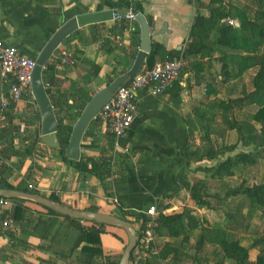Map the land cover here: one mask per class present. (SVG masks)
<instances>
[{
    "label": "crops",
    "instance_id": "crops-1",
    "mask_svg": "<svg viewBox=\"0 0 264 264\" xmlns=\"http://www.w3.org/2000/svg\"><path fill=\"white\" fill-rule=\"evenodd\" d=\"M121 1L129 0H0V39L36 60L45 44L67 21L79 15L109 10L124 14L128 8L119 10L113 4ZM139 2L143 10L141 14L147 22L148 18L153 22L149 26L152 50L161 46L167 52H183L199 12L195 2ZM208 3L209 0H202L205 8L200 10L206 17L210 16ZM225 4L241 9H257L247 0H226ZM233 24L240 27L239 20H234ZM132 27L136 30L132 31ZM140 45L141 29L134 22L112 20L81 28L74 33L49 62L54 67L52 75L56 78L49 94L55 114L67 112L68 115H76V107L84 99V95L77 90L95 95L106 88L128 67H133ZM63 52L74 56V68L62 67L57 63L56 58ZM181 58L184 59L183 56ZM159 61H162L161 57L157 58L156 63ZM186 63L179 81L165 95L153 97L148 91L138 95L136 120L127 135L119 141L118 150H115L114 138L106 126L97 119L92 121L80 147V160L88 163L87 172L78 171L64 162L59 149L38 142L41 116L33 98L26 97L8 112H0V183L18 189L27 188L46 198L54 195L61 205L73 210L117 217L125 214L137 231L141 225L140 215L151 206H156L158 213L162 211L164 215L181 214L185 209H190L203 227H208L206 220L214 212L198 208L194 201L187 208L184 200L174 195L172 190L175 179L191 182L192 174L189 171L197 166L204 167V163H217L229 157L224 147L237 144L238 138L235 143L225 146L221 141L220 146L212 136L215 149L221 150L217 161L199 162L190 152L206 143L203 139L205 132L201 130L197 118L198 110L215 100L227 101L233 97L230 96L229 82H225V62L220 53L212 58ZM94 65L100 67L97 76L94 75ZM257 71V68H252L243 79L237 80L241 85V95L245 88L248 92L253 90L249 89V82H252ZM1 92L8 93V90L4 91L1 86ZM255 107L249 106L243 110ZM125 149L128 153L124 152ZM93 163L97 167L94 173L91 172ZM26 205L32 210L36 209L31 203ZM32 213V217L36 218L37 213ZM18 229L11 237V232L3 229L0 217V264H39L40 260L50 259V255L43 250L48 247V242L27 237L21 227ZM119 231L123 232L107 227L106 235L101 236L106 256L119 254L123 250ZM198 232L200 230L195 232L190 246L184 251L183 264H197L192 257L196 252L194 244ZM111 235H117L119 240L110 239ZM154 239L156 246L181 242V239L157 236ZM74 256L59 257L58 264H75Z\"/></svg>",
    "mask_w": 264,
    "mask_h": 264
},
{
    "label": "trees",
    "instance_id": "trees-1",
    "mask_svg": "<svg viewBox=\"0 0 264 264\" xmlns=\"http://www.w3.org/2000/svg\"><path fill=\"white\" fill-rule=\"evenodd\" d=\"M134 3H136L135 6H133ZM252 3L255 4L257 9H239L232 4H225V0H209L207 8L210 16L206 17L200 12L201 9L205 8L202 0H195V6L199 12L191 28L185 50L183 52H167L163 47L158 46L151 51L144 64L148 68H153L158 57H161L162 61H164L166 59H179L183 56L186 61L190 62L191 60L199 61L200 59L212 58L215 54L220 53L222 60L225 62V82L243 79L250 69H258L256 76L252 80V91L248 92L244 89L241 97L237 99L215 100L206 108L198 110L197 118L201 124V130L205 132L203 139L206 143L205 146L199 147L195 151L190 152V154L199 162L219 160L221 150L215 149L212 144V136L222 137V133L217 128L222 124L227 126L226 130L228 132L236 133L238 138L237 144L224 147L225 151L234 153L239 144L245 146L253 145L258 150L264 151V54L261 53L264 47V0H252ZM113 4L119 10L132 7L137 13H143L139 0L121 1ZM234 20H239L240 27L228 23ZM148 22L149 26H152V19L148 18ZM230 63H233L234 66L229 65ZM131 68L128 67L127 71L123 72L122 75L129 72ZM93 69L94 75L97 76L100 67L94 65ZM53 71L54 67L50 63L47 64L46 69L43 71V81L45 84L49 83L51 87L56 83V78L52 75ZM1 86L4 91L9 90V82L1 81ZM50 89L47 90L48 94H50ZM77 92L80 95L83 94L84 99L76 107V115H68L67 112L56 114L59 123V152L64 162L72 165L78 171L87 172L89 171L88 163H84L81 160L72 161L66 156L73 128L86 105L94 96L87 95L81 89H78ZM249 106L258 108L256 113L251 115L249 121H238L233 118V112L236 109H243ZM254 123L261 126L260 131L257 130ZM37 135L38 142H40V131H38ZM258 158V155L255 156L253 153L241 152L235 156L228 157L224 161H218L210 167L200 166L197 171L204 173L206 178L210 180L231 178L235 175V169L238 166H254ZM96 168L93 163L91 172H96ZM207 184L206 179H198L194 184H190L185 180L175 179L172 192L174 195H178L181 189L186 188L189 190L190 198L198 208L215 210L218 206L215 207L211 203L207 193ZM0 188L39 195L36 191L27 188L18 189L7 183H0ZM228 196H244L249 201L252 209H264V184L252 187L242 185L229 191ZM49 199L55 203H60L59 199L54 195H51ZM215 199L219 201V206L222 207V201L218 197H215ZM9 200L13 204V220L18 227H21L22 233L27 237L38 238L49 243L48 247L43 250L50 255V259L40 260L39 264H58L57 258H69L74 255L75 264L120 263L126 247L121 251V255L117 259H112V257H108L104 253L101 236L106 233L107 226L64 217L32 201L18 198ZM27 203H31L36 209L32 210L26 205ZM32 212L37 213L36 218L32 217ZM226 216L225 224L227 226L225 225L224 228L222 224H219L216 225L215 229L212 227L211 229H206L212 234V241L214 242L215 240V243L218 244L224 254L223 260L215 264H227L228 262L232 264H264V234L256 239L252 245L253 249L259 248L256 259L252 260V248L241 246L233 233L228 231L230 227L228 223L233 222L235 216L228 212ZM119 218L128 220L125 214H122ZM140 218L141 231H145L146 225L151 219L145 213L141 214ZM154 222V236L181 239V242L178 244L167 242L161 246L150 243L148 249H142V252L147 254V259L142 260L141 264H162L168 259L170 264H183L184 251L190 246V240L195 235V232L201 231V226L203 229V224L192 215L190 209H185L181 214L173 215H164L161 211ZM10 236L14 237V233H10ZM138 236L137 249L140 247L141 234L139 233ZM206 243L207 237L204 235L197 237L196 252L195 256L192 257L193 262H197V264L202 262ZM156 249L158 250V255L154 253ZM134 253L135 251L132 253L131 262L134 260Z\"/></svg>",
    "mask_w": 264,
    "mask_h": 264
},
{
    "label": "built area",
    "instance_id": "built-area-1",
    "mask_svg": "<svg viewBox=\"0 0 264 264\" xmlns=\"http://www.w3.org/2000/svg\"><path fill=\"white\" fill-rule=\"evenodd\" d=\"M113 12V21L115 22L138 23L132 7L128 8L124 14L116 10ZM230 24L234 25L233 22ZM131 30L135 31L136 29L132 27ZM56 59L62 67L74 68L76 66V60L70 53L63 52ZM186 65L183 58L159 61L153 68L144 65L133 79L117 90L112 100L102 108L95 118L103 123L108 133L113 136L115 150L120 148L119 141L127 135L136 120L138 95L144 91H148L153 97L165 95L179 81ZM35 67V59L23 55L19 48L7 45L0 39V77L1 81L9 82L8 93L1 92L0 94L1 113L8 112L26 97L34 99L32 80ZM45 88L46 90L50 89V84L46 83ZM124 152L128 153V150L125 149ZM12 212V202L7 198H0L2 227L5 231L17 233L19 229L13 220ZM145 214L150 217L151 221L146 225L145 231H141V226L138 230V235L141 234L142 249H148L149 244L154 243V220L159 215L156 206H151ZM154 253L158 255V250L156 249Z\"/></svg>",
    "mask_w": 264,
    "mask_h": 264
},
{
    "label": "water",
    "instance_id": "water-1",
    "mask_svg": "<svg viewBox=\"0 0 264 264\" xmlns=\"http://www.w3.org/2000/svg\"><path fill=\"white\" fill-rule=\"evenodd\" d=\"M134 12L141 29V45L138 56L129 72L118 77L106 88L95 94L90 102L86 105L85 109L83 110L81 116L79 117L73 128L71 139L67 148L66 156L72 161L80 160L81 141L92 121L96 118L102 108H104L112 100L117 90L135 77V75L144 66L148 55L151 54V31L149 24L143 14L137 13L136 11ZM113 13L114 12L112 10H109L79 15L70 19L64 25H62L60 29L52 36V38L45 44L44 48L36 59V67L33 73L32 80V91L34 100L38 105L39 113L41 116V141L44 145L50 148H60L58 138L59 123L49 94L45 88V83L43 81V71L49 63L50 59L55 55L59 47L74 33H76L81 28L90 25L112 21ZM0 198H18L32 201L64 217H71L75 220L97 223L99 225L123 230L128 237V244L122 254L119 264L131 263L132 253L137 248L138 231L128 220H124L110 214L69 209L61 205L60 203L53 202L49 198L31 193L21 192L18 190H8L0 188Z\"/></svg>",
    "mask_w": 264,
    "mask_h": 264
},
{
    "label": "rangeland",
    "instance_id": "rangeland-1",
    "mask_svg": "<svg viewBox=\"0 0 264 264\" xmlns=\"http://www.w3.org/2000/svg\"><path fill=\"white\" fill-rule=\"evenodd\" d=\"M195 2V0H192ZM250 3H252V0H247ZM226 3V0H225ZM253 6L255 5L252 3ZM229 5V4H227ZM239 8V7H237ZM241 9V8H239ZM234 21H229L228 23ZM261 53L264 54V47L261 50ZM229 65L234 66L233 63H230ZM249 78V77H248ZM238 79L232 80L229 82V91H230V96L233 98H237L241 96V88L239 82H237ZM247 90V88H245ZM249 89H253L252 82L250 80L249 82ZM228 90V89H227ZM258 108H246L245 110L243 109H236L233 112V118L238 120V121H246L250 120L251 115L255 111H257ZM257 130L260 131L261 126L259 124H256ZM227 126L226 125H220L217 128L219 129L220 133H222V137H216L214 136V140L219 143L221 146V141L224 142V146L227 144H232L237 141V136L234 133L227 132ZM223 131L224 134H223ZM219 139V140H217ZM239 148L234 152V153H228L229 157L235 156L238 153L245 152V153H253L255 156L258 155V160L257 163L254 166H249V165H244V166H238L235 169V175L231 178H224L221 180H210L206 178V175L202 172H198L197 168H195L193 171H189L192 175L190 176L191 182L190 184H194L198 178H195V176H199L202 178H206L207 180V193L208 196L210 197V201L213 204V206L217 207V209L212 210L214 213H211L208 218V227H203L200 232H198L199 235H204L207 237V243L206 247L204 250V255L202 256V262L200 264H215L216 262H220L224 258V254L222 250L219 248L218 244L212 241V234H210L209 230L207 231L206 229H211L216 228V225H223L225 224L226 220V213H232L235 217L233 222L228 223L229 224V229L228 231L233 233L235 238L239 241V244L243 247L246 248H252V245L255 243V240L258 239L260 236L264 234V209L258 208V209H252L250 206L249 201L247 200L246 197L244 196H238V197H229L228 193L229 191L233 189H237L240 186L244 185L246 187H252L254 185L258 184H264V151L263 150H258L256 146L249 145L245 146L243 144H240ZM225 156V153L223 154ZM216 163H204V166H209V165H214ZM200 167V166H197ZM190 193L189 190L186 188L181 189L180 193L178 194V198L184 200V204L189 206L192 204L193 200L190 198ZM215 197H218L222 202L221 206H219V201L215 199ZM187 201H190L187 202ZM245 217V219H243ZM135 226H137L136 223H134ZM116 231V230H115ZM207 231V232H206ZM122 238V243H123V250L128 244V237L126 233L123 231L118 232ZM106 235V234H104ZM197 236V237H198ZM110 239L114 241H118V236L117 235H111L109 236ZM105 240V239H104ZM103 245V243H102ZM196 244H194L195 247ZM122 250V251H123ZM146 251V250H145ZM259 253V248L251 250V258L252 260H255L257 255ZM121 255V252L116 255H111L108 257H112V259H117ZM147 259V254H144L142 252L141 245L140 247L135 250L134 253V260L130 264H141V261ZM25 264V262H23ZM162 264H170V260H166L162 262ZM187 264H191L188 262ZM227 264H232L231 262H228Z\"/></svg>",
    "mask_w": 264,
    "mask_h": 264
}]
</instances>
